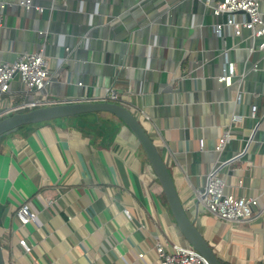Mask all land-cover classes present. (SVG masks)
Instances as JSON below:
<instances>
[{"label": "crops", "instance_id": "crops-1", "mask_svg": "<svg viewBox=\"0 0 264 264\" xmlns=\"http://www.w3.org/2000/svg\"><path fill=\"white\" fill-rule=\"evenodd\" d=\"M21 1L0 0V61L44 48L55 104L103 100L114 88L119 97L113 101L139 111L187 213L222 263L264 264V212L230 223L196 197L212 169L236 195L264 190L261 38L218 35L213 25L227 15H214L202 0H33L43 11ZM226 57L237 65L231 86L217 80ZM130 67L137 71L132 81ZM23 88L16 77L0 93V109L27 99ZM30 125L0 138L6 264H153L156 239L189 245L124 123L103 143L91 141L71 119ZM227 129L231 135L217 150ZM24 201L37 216L22 226L16 212ZM22 236L33 244L29 253L19 244Z\"/></svg>", "mask_w": 264, "mask_h": 264}, {"label": "built area", "instance_id": "built-area-1", "mask_svg": "<svg viewBox=\"0 0 264 264\" xmlns=\"http://www.w3.org/2000/svg\"><path fill=\"white\" fill-rule=\"evenodd\" d=\"M21 3L27 8L35 7L43 11L42 5H35L33 0H22ZM202 3L214 15L226 14L224 22H217L213 25L214 31L220 35L233 34L241 36L249 32L253 39L261 38L260 49L264 48V10L260 0H202ZM228 31V32H227ZM164 70L169 68V61L163 65ZM237 74V65L234 61L226 57L223 73L217 80L231 86ZM18 77L23 83V91L28 96L27 99L11 104L9 107L0 109V119L16 112L29 111L31 109L52 105L57 102L50 97L48 91L53 76L51 75L48 58L44 48L35 52H25L14 61H0V93L8 92L11 82ZM137 78L136 68L130 67L128 73L129 80ZM103 100H117L118 92L111 88L106 92ZM253 114L256 106L252 107ZM136 111L135 114H138ZM230 130L224 131L220 138L217 150H222L230 137ZM199 145L204 148L206 139L200 138ZM241 185V180L239 181ZM197 201L215 218L228 221L230 223L247 222L256 215L264 212V190L262 194L246 196L236 195L228 190L226 177L220 175L212 169L208 174V180L201 189L197 190ZM129 215L128 209H124ZM37 212L29 207V203L24 201L16 212L22 226L36 220ZM19 244L25 252H31L33 244L27 236L19 238ZM154 250L157 259L153 264H209V262L190 245L171 243L168 240L156 239ZM138 257L144 259V252H139Z\"/></svg>", "mask_w": 264, "mask_h": 264}, {"label": "water", "instance_id": "water-1", "mask_svg": "<svg viewBox=\"0 0 264 264\" xmlns=\"http://www.w3.org/2000/svg\"><path fill=\"white\" fill-rule=\"evenodd\" d=\"M99 111L112 113L122 119L124 125L138 140L162 185L170 210L188 244L199 252L209 264H223L203 231L197 226L196 221L187 213L170 169L152 135L146 130L137 115L125 105L111 100L78 101L16 112L0 119V138L19 130L24 125L39 124ZM0 264H6L1 240Z\"/></svg>", "mask_w": 264, "mask_h": 264}, {"label": "trees", "instance_id": "trees-1", "mask_svg": "<svg viewBox=\"0 0 264 264\" xmlns=\"http://www.w3.org/2000/svg\"><path fill=\"white\" fill-rule=\"evenodd\" d=\"M71 119L76 127L94 143L111 141L122 124V119L109 112H90L74 117L60 118L56 121ZM32 125H24L19 131H28Z\"/></svg>", "mask_w": 264, "mask_h": 264}, {"label": "bare ground", "instance_id": "bare-ground-1", "mask_svg": "<svg viewBox=\"0 0 264 264\" xmlns=\"http://www.w3.org/2000/svg\"><path fill=\"white\" fill-rule=\"evenodd\" d=\"M186 246H188V245H186Z\"/></svg>", "mask_w": 264, "mask_h": 264}, {"label": "rangeland", "instance_id": "rangeland-1", "mask_svg": "<svg viewBox=\"0 0 264 264\" xmlns=\"http://www.w3.org/2000/svg\"><path fill=\"white\" fill-rule=\"evenodd\" d=\"M74 121V120H73Z\"/></svg>", "mask_w": 264, "mask_h": 264}]
</instances>
